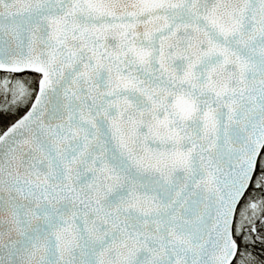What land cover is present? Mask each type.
<instances>
[{
  "label": "snow or ice",
  "instance_id": "obj_1",
  "mask_svg": "<svg viewBox=\"0 0 264 264\" xmlns=\"http://www.w3.org/2000/svg\"><path fill=\"white\" fill-rule=\"evenodd\" d=\"M0 264H264V0H0Z\"/></svg>",
  "mask_w": 264,
  "mask_h": 264
}]
</instances>
